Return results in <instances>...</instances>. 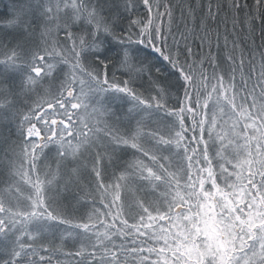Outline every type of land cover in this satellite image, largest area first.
<instances>
[{
	"label": "snow or ice",
	"instance_id": "6c2138e0",
	"mask_svg": "<svg viewBox=\"0 0 264 264\" xmlns=\"http://www.w3.org/2000/svg\"><path fill=\"white\" fill-rule=\"evenodd\" d=\"M254 4L259 8L260 0ZM141 5L151 11L147 0ZM137 6L132 0H7L0 7V36L18 37L11 49L0 45V129L11 125L18 137L0 135V194L26 195L33 208L6 213L0 200V233L19 232L18 242L24 235L42 239L51 226L72 223L54 212L53 202L72 195L75 206L94 215L97 196L103 200L123 181L142 209L138 234L151 240L147 247L140 242L139 264H264V167L246 178L235 163L219 165L218 173L208 144L216 143V158L223 159L219 137H201L203 162L200 142L184 143L180 93L189 95L183 82L189 73L179 63L178 42L173 56L165 30L158 27L154 36L150 21L133 14ZM69 12L61 25V13ZM185 51L191 55L189 46ZM166 63L172 70L164 75ZM141 155L167 159L163 174ZM149 192L151 202L143 194ZM20 255L0 264H16Z\"/></svg>",
	"mask_w": 264,
	"mask_h": 264
},
{
	"label": "trees",
	"instance_id": "16d2710c",
	"mask_svg": "<svg viewBox=\"0 0 264 264\" xmlns=\"http://www.w3.org/2000/svg\"><path fill=\"white\" fill-rule=\"evenodd\" d=\"M132 2L138 5L133 14L144 21H150L154 36L158 27L165 30L167 48L171 55L176 56L177 42L179 44V63L189 73L183 81L189 95L185 97L183 90L180 93L183 101L181 111L187 120L186 140L194 148L201 138L204 120L202 105L208 92L206 86L208 83L213 86L215 77L220 76L225 68L229 81L239 92L241 100L248 102L247 97L254 93L253 95H259L264 102V0H260L259 8L255 6L254 0H147L151 5L150 12L143 9L141 0ZM168 6H171L170 16ZM124 26L127 27L126 22ZM186 46L191 48L190 56L185 51ZM171 70V64L166 63L164 75ZM250 89L254 91L249 93ZM170 95L175 103V92ZM8 129V135L16 139ZM199 148L200 160L203 162L206 157L200 143ZM196 166L199 167L198 164ZM107 194L108 198L111 197L110 192ZM96 204L104 206L102 201L98 203L97 200ZM106 211L108 213V209ZM114 212L115 215L108 213L113 224L112 231L113 234H125L124 242L128 241L126 248L102 252L101 248L93 245L90 238L88 245L83 248L71 246L67 249V246L55 244L47 249L40 248L41 250L27 256H20L16 264H139L138 257L141 253L137 249L141 241H146L138 234L136 227L139 224V214L135 220H127L119 216L117 208ZM96 226V223H89L84 227V233L91 234V228ZM134 236L138 239L133 238ZM41 255L52 258L41 261ZM8 257L3 259H11V256Z\"/></svg>",
	"mask_w": 264,
	"mask_h": 264
},
{
	"label": "rangeland",
	"instance_id": "374dc122",
	"mask_svg": "<svg viewBox=\"0 0 264 264\" xmlns=\"http://www.w3.org/2000/svg\"><path fill=\"white\" fill-rule=\"evenodd\" d=\"M55 0H53V3ZM7 2H4L6 5ZM1 7V5H0ZM71 18V13L65 16L61 13V19L59 23L63 25L66 19ZM56 24L51 25V31L55 34ZM18 37L13 35L0 36V45L7 44L11 49L16 45ZM4 53V49L0 48V55ZM221 74L223 79L221 81ZM215 84L208 83L206 89L208 90L206 99L204 98V104L202 105L203 127L201 137L205 140L208 139L209 134L213 137H219L223 141L225 147V155L223 159L216 158V143L209 142L208 153L213 157L212 163L217 165L216 171L219 173V165L227 164L229 169L233 168V164H238L239 167L235 170L241 172L246 178L249 175L250 170H257L264 167V102L259 95H249L248 102L241 100L239 92L233 88V85L229 81L226 68L220 73V76L215 77ZM254 91V90H249ZM256 92V91H255ZM246 98V99H247ZM12 128L11 125L0 129V135H8L7 129ZM13 138H17L15 129L9 132ZM95 139V137L93 138ZM101 141H107V137L101 134ZM185 144H188L187 140H184ZM219 143V141H217ZM204 144L200 138V145ZM94 154V153H93ZM164 157L170 155L165 151L162 153ZM85 158L88 156L86 154ZM143 163L149 167L154 168L157 172L163 171L161 164L167 166L168 160L161 159L159 161H153L148 155H141ZM173 163L179 164L180 161L173 157ZM45 161H41L42 171H47L44 167ZM211 174V173H209ZM106 177H111V169L106 173ZM256 181L260 179V176L255 177ZM88 181L87 175H85V182ZM245 184L247 183L245 179ZM121 181V187L119 189L113 187L108 192L111 193V197L108 198V194L105 193L103 200L98 195L96 203L102 201L104 206L96 204L98 211L93 215V210H89L88 207L75 206V197L72 195L67 196L63 200L55 201L52 203L54 212L72 217V223L60 224L58 226H51L53 231L51 234H45L42 239H29L27 235H24L18 242L17 236L19 232L9 230L5 233H0V259L3 257L9 258L14 252H19L20 256H27L31 253L41 250L40 248L47 249L55 245L67 246L70 249L71 246H87L91 238L93 245L95 244L102 249V252L119 250L118 248H126L128 242H124V235L121 233H114L112 231L111 220H109L108 213L115 215V209L119 211V216L126 218L127 220H135L139 214H142V209L138 206L133 194L123 186ZM143 183L137 181V184ZM25 193L31 191L28 185H22ZM149 202L152 201V194L143 193ZM113 196V197H112ZM0 200H4L3 205L6 213H22L23 211H32V201L27 199L26 195L16 194L15 196H8L6 193L0 194ZM105 202L112 205L111 208L105 207ZM114 202V203H113ZM108 209V213L107 210ZM129 218V219H128ZM88 225L89 223L97 224L95 228H91V234L84 233V227L81 224ZM140 222V220H138ZM77 225V227H76ZM76 227L73 229V227ZM209 227H211L209 225ZM31 230L35 232L36 226L32 225ZM63 230L64 235L61 236ZM96 232H95V231ZM151 235V230H149ZM87 236V237H85ZM89 237V238H88ZM128 236H125L127 238ZM133 238H137L134 236ZM144 246L147 247L151 240L148 237L142 236ZM138 239V238H137ZM21 244L23 247H21ZM120 245V246H119ZM116 246H119L116 248ZM131 247V246H130ZM129 247V248H130ZM128 249V248H127ZM126 249V250H127Z\"/></svg>",
	"mask_w": 264,
	"mask_h": 264
}]
</instances>
